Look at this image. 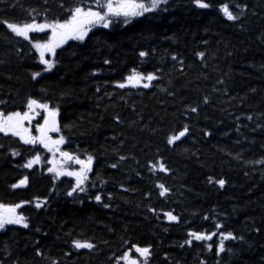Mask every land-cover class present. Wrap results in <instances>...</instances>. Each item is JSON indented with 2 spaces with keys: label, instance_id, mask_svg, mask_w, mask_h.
Wrapping results in <instances>:
<instances>
[{
  "label": "trees",
  "instance_id": "trees-1",
  "mask_svg": "<svg viewBox=\"0 0 264 264\" xmlns=\"http://www.w3.org/2000/svg\"><path fill=\"white\" fill-rule=\"evenodd\" d=\"M79 2L0 0V111L23 112L29 97L47 102L58 110L61 150L94 157L86 193L69 197L74 179H54L44 148L0 133V203L25 202L17 211L28 224L0 229V264H116L129 250L144 264L133 244L149 247L147 264H264V0H205L208 9L167 0L130 24L96 27L85 41L62 45L46 57L55 62L50 71L29 41L4 26L63 20ZM224 3L238 20L219 12ZM133 70L158 78L147 89L116 88ZM41 120H32L33 136ZM185 125L186 135L169 146L167 137ZM37 154L40 163L22 167ZM156 160L167 173L149 169ZM24 176L25 187H10ZM157 184L169 189L164 197ZM189 231H229L236 239L218 256V235L189 246ZM73 240L95 247L77 250Z\"/></svg>",
  "mask_w": 264,
  "mask_h": 264
},
{
  "label": "snow or ice",
  "instance_id": "snow-or-ice-1",
  "mask_svg": "<svg viewBox=\"0 0 264 264\" xmlns=\"http://www.w3.org/2000/svg\"><path fill=\"white\" fill-rule=\"evenodd\" d=\"M167 0H92V3H88L87 0H80V2L68 9L67 18L63 20H44L37 22L34 18L31 22H24L22 24L4 22V26L13 33L16 37L23 38L25 41H29L31 47L35 49L38 55L39 63L44 66V71H50L54 66L55 62L52 59H46V54L55 56L56 50L68 41H85L89 32L96 27H102L108 29L115 22H122L127 25L132 22L134 18L141 17L145 13L154 12L159 9L161 4L166 3ZM195 5L201 9H208L211 5L205 0H193ZM63 7V5H61ZM236 8H240V5H235ZM219 12L228 21H236L239 19L238 15H235L228 4H220L218 8ZM243 11V8H240ZM47 30L48 37L44 41H33L30 38V33L45 32ZM148 54L144 51L139 53L141 58L146 57ZM198 57H203V52L196 53ZM176 59L175 56L172 57ZM105 64L109 61L105 60ZM40 72L32 73V79L36 80L40 76ZM158 77L153 72L147 74L133 70L131 74L124 78V82H117L116 88L124 89L126 87H143L149 88L154 80ZM207 101L205 100V103ZM26 110L21 111H0V133L4 135L11 134L13 137H18L19 140L25 145H36L39 144L47 152L52 154L53 158L48 159V164L52 167L48 168V172L54 174V179H59L62 176L72 177L75 183L71 189L67 192L69 197H72L76 193H86L85 183L88 181L89 173L93 171L94 157L91 154L81 158L80 155L70 153L68 151L61 150V145L65 144V137L59 136L54 139L50 133H58L60 128L57 124L58 110L55 107H50L49 103L39 101L35 98L29 97L25 104ZM39 110V111H38ZM191 112H197L196 107L190 109ZM42 114L43 122L37 123L36 133L38 135L33 136L28 127L25 126L27 121L31 124L32 120ZM251 119V117H249ZM188 131L187 125L178 133L169 135L167 137V144L169 146L174 145L182 137L186 135ZM208 135V133H205ZM13 156L18 153L13 150ZM58 157V158H57ZM120 160H124V156H120ZM41 157L39 154L29 158L22 165L23 168L31 169L34 164L40 163ZM258 163H264L259 161ZM71 165H77V168H72ZM112 168L118 167L117 164H112ZM149 169L153 172L160 171L167 173L168 169L164 163L160 160H156L154 163L149 164ZM103 185L104 181L100 180ZM209 184H218L221 188L224 187L226 181L223 178L214 180L212 177L208 179ZM28 184V177L24 176L19 179L16 183L10 185L12 189L23 188ZM156 187L159 189V195L164 197L169 189L163 184H157ZM102 193L97 192L94 199L97 203L102 202ZM111 199V196H109ZM44 201L37 200L35 203L36 208H40ZM23 203H17L13 205H6L0 203V229H3L5 225H21L24 228L28 227L25 222V217L18 213V209L23 206ZM104 207H109L108 204H104ZM149 211L155 213V209L149 208ZM164 217L168 221H176L177 217L172 212H164ZM208 219V217H205ZM216 229H222L221 223L215 224ZM219 236V242L216 244V254L219 256L225 250V241L236 239L232 232L220 231L218 233H205V232H194L189 231L187 233L188 239L185 241L186 244L191 246L193 240L197 242L211 241L215 236ZM127 243V241H125ZM209 250L212 249V244L205 245ZM72 247L74 249H88L92 250L95 245L88 240H73ZM135 254L138 257L143 258L144 264H147V258L150 255L149 247H140L133 244L131 246ZM36 255H42L38 250ZM117 264L123 261V264H140V261L132 257L131 250L124 251L123 254L116 258ZM52 264H56L53 261ZM203 264V262H202Z\"/></svg>",
  "mask_w": 264,
  "mask_h": 264
},
{
  "label": "rangeland",
  "instance_id": "rangeland-1",
  "mask_svg": "<svg viewBox=\"0 0 264 264\" xmlns=\"http://www.w3.org/2000/svg\"><path fill=\"white\" fill-rule=\"evenodd\" d=\"M31 34H47V37H48V34H49V33H48L47 30H46L45 32L30 33V35H31ZM43 41H44V40H43ZM41 42H42V41H41ZM47 55H48V54H46V57H47ZM46 59H47V58H46ZM38 111H39V110H38ZM38 116H40V115H38ZM35 118H36V117H35ZM35 118H34V119H35ZM26 125H27V126H26ZM25 126L28 127V129L30 130V128H29L30 124H29L28 122H25ZM30 133H31V131H30ZM52 137H53V136H52ZM53 138L56 139V138H58V137L56 136V137H53ZM60 147H61V146H60ZM48 154H49V156H48L49 159H50V158H53L51 153L48 152ZM57 158H58V157H57ZM40 162H41V160H40ZM50 167H52V165H50ZM71 167H72V168H77L78 166H77V165H71ZM226 232H229V231H226ZM121 262H122L121 264H123V261H121ZM116 264H117V263H116Z\"/></svg>",
  "mask_w": 264,
  "mask_h": 264
},
{
  "label": "water",
  "instance_id": "water-1",
  "mask_svg": "<svg viewBox=\"0 0 264 264\" xmlns=\"http://www.w3.org/2000/svg\"><path fill=\"white\" fill-rule=\"evenodd\" d=\"M57 124H58V127H59V116L57 115ZM51 134H55V133H50Z\"/></svg>",
  "mask_w": 264,
  "mask_h": 264
},
{
  "label": "flooded vegetation",
  "instance_id": "flooded-vegetation-1",
  "mask_svg": "<svg viewBox=\"0 0 264 264\" xmlns=\"http://www.w3.org/2000/svg\"><path fill=\"white\" fill-rule=\"evenodd\" d=\"M27 122V121H26ZM27 126V125H26ZM30 131V130H29ZM36 135H37V133H36Z\"/></svg>",
  "mask_w": 264,
  "mask_h": 264
},
{
  "label": "bare ground",
  "instance_id": "bare-ground-1",
  "mask_svg": "<svg viewBox=\"0 0 264 264\" xmlns=\"http://www.w3.org/2000/svg\"><path fill=\"white\" fill-rule=\"evenodd\" d=\"M71 41V40H70ZM69 42V41H68ZM36 119V118H35ZM38 135V134H37Z\"/></svg>",
  "mask_w": 264,
  "mask_h": 264
}]
</instances>
